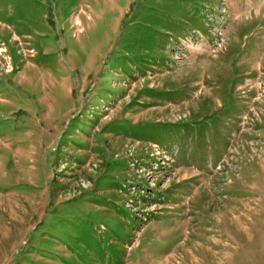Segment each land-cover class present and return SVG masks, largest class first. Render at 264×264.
I'll return each mask as SVG.
<instances>
[{
	"label": "rangeland",
	"instance_id": "obj_1",
	"mask_svg": "<svg viewBox=\"0 0 264 264\" xmlns=\"http://www.w3.org/2000/svg\"><path fill=\"white\" fill-rule=\"evenodd\" d=\"M261 92L264 0H0V264H264Z\"/></svg>",
	"mask_w": 264,
	"mask_h": 264
},
{
	"label": "bare ground",
	"instance_id": "obj_2",
	"mask_svg": "<svg viewBox=\"0 0 264 264\" xmlns=\"http://www.w3.org/2000/svg\"><path fill=\"white\" fill-rule=\"evenodd\" d=\"M77 21V20H76ZM75 21V22H76ZM17 37V36H16ZM20 43H21V41H20ZM22 48H24L25 49V47H27V46H25V47H23V45L21 44L20 45ZM200 46V45H199ZM2 47H4L5 48V46L4 45H2ZM4 48H3V51H5L6 50V48H5V50H4ZM196 49H198V47L196 48ZM23 53L25 54V57H27L28 56V54H27V51L25 50H23ZM27 54V55H26ZM32 56V55H31ZM29 57V56H28ZM28 57L27 58H25V59H28ZM262 94H260V96H259V100L262 102L263 101V99H264V97H263V95H264V93L263 92H261ZM258 102V101H257ZM254 104V103H253ZM256 104V103H255ZM187 210V209H186Z\"/></svg>",
	"mask_w": 264,
	"mask_h": 264
},
{
	"label": "crops",
	"instance_id": "obj_3",
	"mask_svg": "<svg viewBox=\"0 0 264 264\" xmlns=\"http://www.w3.org/2000/svg\"><path fill=\"white\" fill-rule=\"evenodd\" d=\"M196 171L198 172L199 170L198 169H196ZM200 172V171H199ZM194 183V182H193ZM195 184V183H194Z\"/></svg>",
	"mask_w": 264,
	"mask_h": 264
}]
</instances>
